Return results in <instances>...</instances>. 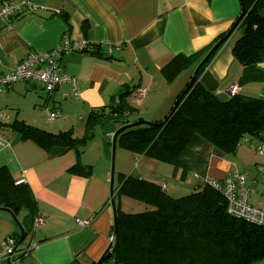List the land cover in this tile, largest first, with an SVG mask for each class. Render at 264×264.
<instances>
[{"label":"crops","instance_id":"crops-1","mask_svg":"<svg viewBox=\"0 0 264 264\" xmlns=\"http://www.w3.org/2000/svg\"><path fill=\"white\" fill-rule=\"evenodd\" d=\"M5 2L14 3L19 12L0 19V78L29 54L61 49L58 56L64 74L77 80L76 90L64 85L51 95L32 81L0 86V111L5 116L0 170L16 185L25 181L36 201V219L43 220L26 234L19 247L24 255L14 264H96L114 234L112 185L117 206L118 191L129 176L167 186L171 196H184L208 182L222 183L238 174L254 189L251 203L262 206L264 155L251 150L261 140L246 139L230 155L194 137L178 164L129 153L117 142L121 172L116 178L111 169V138L123 128L121 123L96 122L92 138L79 149L46 150L24 139L14 127L23 122L51 134L72 131L82 139L88 134L91 113L118 104L127 92L131 93L126 97L131 124L164 121L213 45L233 31L243 12L241 0H36L31 8L25 0H0V10ZM241 35V28L236 29L197 75L198 83L222 101L233 97L229 92L233 84L239 86L240 95L264 99V81H246L247 71L234 53ZM66 42H83L88 49L66 53L62 51ZM198 53L204 56L197 64L172 81L166 78L163 71L176 57ZM258 69L264 75V52ZM141 88L147 94L140 105L136 95ZM54 113L60 116L51 121ZM97 128L103 133H97ZM121 207L143 209L127 199H122ZM14 214L25 223L22 212ZM78 220L91 222L80 227ZM9 237L20 240L21 230L11 213L0 210V244Z\"/></svg>","mask_w":264,"mask_h":264},{"label":"trees","instance_id":"trees-1","mask_svg":"<svg viewBox=\"0 0 264 264\" xmlns=\"http://www.w3.org/2000/svg\"><path fill=\"white\" fill-rule=\"evenodd\" d=\"M241 1L243 12L228 35L241 28L242 35L234 46V53L247 71L245 80L262 82L264 75L258 65L264 52V0ZM203 56V53L192 57L180 55L164 69V75L172 81ZM198 77L164 121L126 128L117 138L118 145L138 156L178 164L180 155L194 137L230 155L246 139L264 142V99L238 94L222 101L206 91L198 83ZM129 94H123L118 104L93 111L87 124L88 134L82 139H77L72 131L51 134L23 122L14 127L24 139L46 150L79 149L92 138L96 122L114 121L123 127L131 124L127 120L132 110L126 100ZM214 183L223 185L224 182H208L176 198L167 193V186L134 176L125 178L118 191L120 246L112 257L113 264H255L263 261L264 225L230 214L224 190ZM122 199L139 203L143 209L125 211L121 207ZM0 208L22 212L26 234L33 230L38 217L36 201L27 185H16L3 170H0Z\"/></svg>","mask_w":264,"mask_h":264},{"label":"built area","instance_id":"built-area-1","mask_svg":"<svg viewBox=\"0 0 264 264\" xmlns=\"http://www.w3.org/2000/svg\"><path fill=\"white\" fill-rule=\"evenodd\" d=\"M35 1L36 0H25L24 5L27 8H31ZM18 12L19 9L14 6V3L5 2L3 8L0 10V19H9ZM81 49H88L87 45L83 42H66L62 51L72 53ZM60 51L61 49L45 54H29L27 58L17 64L12 73L0 78V86L10 87L18 82L32 81L42 86L49 95L53 94L58 88L64 85H69L72 89L76 90V78L64 74L60 66L58 56ZM229 92L232 96L238 95L239 86L237 84L231 85ZM146 94V89H139L136 95V102L141 105L146 98ZM65 97H67V94H65ZM59 116L60 114L54 113L51 116V121L56 120ZM4 122L5 116L3 112L0 111V130ZM1 139L0 137V140ZM251 150L256 154L264 155V142L252 145ZM23 183H25L24 180L18 182V184ZM214 185L224 190L229 203L230 214L256 225H264V191L262 194V206L259 207L251 203V196L254 193V189L247 186L246 178L242 175L234 174L233 176L227 177L223 185L219 183H214ZM42 222V219H36L34 228ZM90 222V220H78L77 225L86 227ZM115 241L116 237L112 233L110 236V243L115 244ZM22 255L24 254L19 252L16 238L9 237L0 244V264H14V261L18 260Z\"/></svg>","mask_w":264,"mask_h":264},{"label":"water","instance_id":"water-1","mask_svg":"<svg viewBox=\"0 0 264 264\" xmlns=\"http://www.w3.org/2000/svg\"><path fill=\"white\" fill-rule=\"evenodd\" d=\"M242 2V1H241ZM229 36H226L224 39H222L221 41H219L216 46L212 49V51L209 53V55L204 59V61L199 65V67L197 68L187 90H189L190 88H192L194 82H195V79L199 73V71L202 69V67L206 64V62L208 61L209 57L213 54V52H215L217 49L220 48V46L228 39ZM104 56H107L108 54H105L103 53ZM186 90V91H187ZM185 91V92H186ZM183 96V95H182ZM181 98V97H180ZM179 103V100L177 101L176 103V106L178 105ZM142 124H150V123H147V122H141V123H134V124H130L126 127H123L121 128L118 132H116L114 138H113V148H114V152H115V149H116V145H117V138L118 136L120 135V133L125 130L126 128L128 127H133V126H140ZM114 165V163H113ZM114 168V167H113ZM111 204H112V207H113V210H114V236L116 237V241H115V244L114 243H111L109 248H108V251L106 252V254L104 255V257H102L96 264H105L106 262L108 261H111L112 260V257L113 255L117 252V250L119 249V241L117 239L118 237V224H117V206L115 204V199H114V188H113V185H112V200H111ZM0 210H5V211H8L9 213H11L15 219V222L17 223V225L19 226L20 230H21V237H20V240L18 242V248L23 244L24 240H25V237H26V231L23 227V225L21 224V222L19 221V219L15 216L14 212L11 210V209H8V208H0Z\"/></svg>","mask_w":264,"mask_h":264},{"label":"rangeland","instance_id":"rangeland-1","mask_svg":"<svg viewBox=\"0 0 264 264\" xmlns=\"http://www.w3.org/2000/svg\"><path fill=\"white\" fill-rule=\"evenodd\" d=\"M109 125H111V124H108L107 126H109ZM97 130V133H100V132H102L103 130L101 129V128H97L96 129ZM103 133V132H102ZM105 137V136H104ZM99 140H100V138H98ZM113 138H111V140H112ZM99 140H96V141H99ZM106 141L108 142L109 140H107V137H106ZM97 143V142H96ZM109 143V142H108ZM119 147V146H118ZM119 149V148H118ZM119 150H117V147H116V149H115V152L114 151H112V153H111V169L113 170V161H114V171L116 172V178H118L119 177V175H120V167H119V163H118V159H119V153L120 152H118ZM129 153H131V152H129ZM138 162H139V160H136V162H135V167H137V164H138ZM177 196H175V195H173V196H175L176 198H179V197H181L182 195H179V194H176ZM131 208V207H130Z\"/></svg>","mask_w":264,"mask_h":264}]
</instances>
